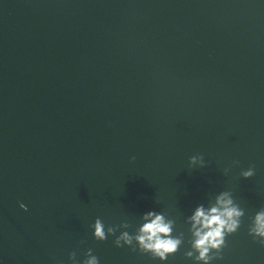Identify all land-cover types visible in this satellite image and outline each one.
<instances>
[{"label":"water","instance_id":"obj_1","mask_svg":"<svg viewBox=\"0 0 264 264\" xmlns=\"http://www.w3.org/2000/svg\"><path fill=\"white\" fill-rule=\"evenodd\" d=\"M222 194L209 264H264V0H0V264H204L191 218ZM155 215L166 260L135 240Z\"/></svg>","mask_w":264,"mask_h":264},{"label":"clouds","instance_id":"obj_2","mask_svg":"<svg viewBox=\"0 0 264 264\" xmlns=\"http://www.w3.org/2000/svg\"><path fill=\"white\" fill-rule=\"evenodd\" d=\"M198 158L203 164L202 157L199 156L190 157V161L195 163ZM241 175L244 178H249L253 175V169L250 167L247 171H243ZM224 195L226 194H222L217 198V204L221 207H212L207 214L202 207H198L191 218L194 228L199 225V228H196L193 233L196 239L193 241L192 247L199 253L195 259L204 261V264H209L211 260L219 258L220 250L225 244V233H235L239 227V221L232 218L241 215V213L235 208L229 207L231 200L224 199ZM20 207L24 208L25 206L21 204ZM153 215L152 212H149L144 218L149 219ZM91 227L94 228L92 236L98 241H104L109 234H113L111 228L108 229L107 233L105 232L104 224L98 218ZM170 232L171 228L168 223L164 222L163 216L155 215L151 222L140 228L139 235L135 237L139 245L138 250L141 253H151L152 257L166 260L168 254H174L180 244L179 239L168 235ZM249 235L253 236L254 239L259 237V243L264 247V211L256 214L255 226L249 229ZM132 240L133 237L129 236L128 233H122L113 243L116 247H121V241H123V245H131ZM213 249L215 255H210L209 253ZM191 255V252L185 253V256ZM84 256L85 259L80 261L79 264H99L98 258L92 254L91 249H88ZM68 258L72 264H77L75 252L69 253Z\"/></svg>","mask_w":264,"mask_h":264}]
</instances>
